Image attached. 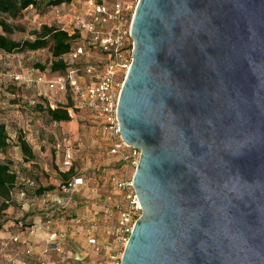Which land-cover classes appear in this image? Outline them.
<instances>
[{"label":"water","instance_id":"1","mask_svg":"<svg viewBox=\"0 0 264 264\" xmlns=\"http://www.w3.org/2000/svg\"><path fill=\"white\" fill-rule=\"evenodd\" d=\"M131 37L142 215L121 264H264V0H139Z\"/></svg>","mask_w":264,"mask_h":264},{"label":"rangeland","instance_id":"2","mask_svg":"<svg viewBox=\"0 0 264 264\" xmlns=\"http://www.w3.org/2000/svg\"><path fill=\"white\" fill-rule=\"evenodd\" d=\"M87 2L74 0L72 4L61 6L59 14L53 7L30 8L13 21L20 30L12 38L17 41L33 39L32 32L46 24L72 32L76 18L84 12ZM138 2L129 0L133 11ZM51 61L49 50L11 55L0 52V123H7L11 134L10 147L1 159L12 164L20 186L13 195V206L0 213V256L12 250L16 260H23L24 248L15 245L12 237L21 236L27 243L42 245L46 239L43 226L50 222L55 230L69 233V238L63 243L66 259L51 255L49 260L54 262L52 264L108 263L109 257L118 251L111 228L116 224L114 205L119 200L112 179L122 177L119 158L110 154L109 135L89 111L75 112L74 123L67 126L56 125L37 108L38 105L46 108L48 99L54 95L45 84H37L39 76L45 73L53 78L55 75L49 68L42 71L36 65L48 66ZM15 74L23 76L22 86L15 84L12 78ZM24 130L31 131L36 155L34 162L24 160L21 150L16 148L17 136L12 137L15 131L20 135ZM63 133L70 134L72 138L71 167L64 166L65 148H57ZM71 168L75 173L73 179L81 178L84 182L67 191L59 172H67ZM28 181L35 182L36 187L28 188ZM50 185L56 186V190L43 196L35 194L40 186ZM21 189L28 190L25 196L21 195ZM1 202L0 199V205ZM30 231H36L37 235L30 238ZM91 235L97 240V245L89 242Z\"/></svg>","mask_w":264,"mask_h":264},{"label":"built area","instance_id":"3","mask_svg":"<svg viewBox=\"0 0 264 264\" xmlns=\"http://www.w3.org/2000/svg\"><path fill=\"white\" fill-rule=\"evenodd\" d=\"M56 12L60 13V7L56 8ZM134 13L129 0H88L84 12L76 18L72 32L62 28L71 35L79 32L83 41L82 46L64 56L67 67L65 75L49 78L44 74L37 80V84H45L54 94L48 99L46 107L55 110L60 105H66L73 119L75 112L81 110L92 113L109 135L110 154L119 158L122 177L112 179L119 200L114 205L116 224L111 228L118 251L109 257L108 263L99 264H121V250L125 249L142 215V205L134 187L141 151L124 142L118 118L121 89L132 64L134 42L131 24ZM12 78L18 86L24 84L21 74H15ZM23 134L28 141L30 132L24 130ZM62 146L65 148L64 166L71 167L73 148L70 134L61 135L57 148L61 149ZM83 182V179L77 178L64 188L70 191ZM28 185L34 187L35 182L29 181ZM43 231L46 239L39 246L27 243L21 236L12 237L15 245L19 248L23 246L24 255L29 259L27 264H52L49 260L51 255L66 259L63 243L69 238V233L55 230L50 222L43 226ZM29 234L36 236L37 232L30 231ZM89 242L98 244L93 235L89 237ZM76 260L79 261V257ZM12 264H16V258Z\"/></svg>","mask_w":264,"mask_h":264},{"label":"trees","instance_id":"4","mask_svg":"<svg viewBox=\"0 0 264 264\" xmlns=\"http://www.w3.org/2000/svg\"><path fill=\"white\" fill-rule=\"evenodd\" d=\"M73 1L74 0H0V52L11 55L16 53L49 50L52 61L48 66L37 64L36 68L42 71H46L49 68L53 75H65L67 67L64 62V56L70 53L72 49L82 46L83 41L80 33L75 32L71 35L68 31L63 30L57 25L51 26L46 24L39 30L32 32L33 39L17 41L12 38V35L20 30V28L15 26L13 21L22 17L24 12L30 8H35L37 10L40 8H58L63 5L72 4ZM44 74L45 73L41 75ZM37 108L41 112H45L51 122L61 124L74 121L68 111L69 107L66 105H60L55 110H52L48 106L42 108L41 105H38ZM21 134L18 135L16 139V145L19 146L25 161L34 162L36 155L33 151V147L25 139L24 134ZM9 147L10 138L6 125L0 123V199L2 201L0 205V213H4L13 206V195L20 187L18 184V175L13 171L12 164L7 161H2L1 159V156L7 153ZM74 174L73 168L67 172H59V177L62 180V183H65L63 185L64 187H67L70 183L75 181V178L73 179ZM27 187L34 189L36 184L34 187H30L29 185ZM55 190L56 186L54 185L47 187L40 186L35 191V194L37 196H43L44 194ZM27 191L28 190L26 189H21L20 193L22 196H25Z\"/></svg>","mask_w":264,"mask_h":264},{"label":"crops","instance_id":"5","mask_svg":"<svg viewBox=\"0 0 264 264\" xmlns=\"http://www.w3.org/2000/svg\"><path fill=\"white\" fill-rule=\"evenodd\" d=\"M5 118L7 119L8 118V116L6 115L5 116ZM72 123H74V121L73 122H71V123H61V124H65V125H67V126H69L70 124H72ZM5 125H6V128H7V132H8V135L9 136H11V134L9 133V128L7 127V123H4ZM74 128V127H73ZM29 132H31V131H29ZM18 135H19V133L18 132H14V135L12 136V137H18ZM31 137H32V135H31V133H30V135H29V143L32 145L33 144V139H31ZM15 143H17L16 141H15ZM33 146V145H32ZM17 149H20L19 148V146H17L16 147ZM5 234V233H4ZM33 236H31L30 238H32ZM6 254V255H5ZM24 254V253H23ZM14 257H15V255L12 253V250H8L7 251V253H3L2 254V256H0V263L1 264H12L13 263V260H14ZM29 259L25 256L24 257V259L23 260H16V264H21V261L22 262H24L23 264H27L26 262L28 261ZM51 263H54V262H51Z\"/></svg>","mask_w":264,"mask_h":264}]
</instances>
